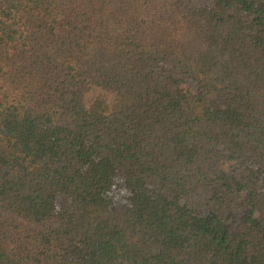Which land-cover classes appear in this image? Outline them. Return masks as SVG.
<instances>
[{"label": "trees", "instance_id": "obj_1", "mask_svg": "<svg viewBox=\"0 0 264 264\" xmlns=\"http://www.w3.org/2000/svg\"><path fill=\"white\" fill-rule=\"evenodd\" d=\"M0 264H264V0H0Z\"/></svg>", "mask_w": 264, "mask_h": 264}, {"label": "rangeland", "instance_id": "obj_2", "mask_svg": "<svg viewBox=\"0 0 264 264\" xmlns=\"http://www.w3.org/2000/svg\"><path fill=\"white\" fill-rule=\"evenodd\" d=\"M179 1L183 2L193 10L208 8L212 5V0H179ZM91 95L92 92L89 94L88 98H90Z\"/></svg>", "mask_w": 264, "mask_h": 264}]
</instances>
